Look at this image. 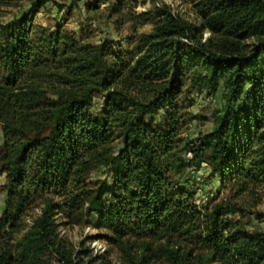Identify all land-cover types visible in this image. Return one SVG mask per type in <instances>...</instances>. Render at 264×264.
<instances>
[{"label":"trees","instance_id":"obj_1","mask_svg":"<svg viewBox=\"0 0 264 264\" xmlns=\"http://www.w3.org/2000/svg\"><path fill=\"white\" fill-rule=\"evenodd\" d=\"M75 14L120 37L67 33ZM203 93L219 106L195 132ZM0 131V264H264L244 222L264 200V0H0Z\"/></svg>","mask_w":264,"mask_h":264},{"label":"rangeland","instance_id":"obj_2","mask_svg":"<svg viewBox=\"0 0 264 264\" xmlns=\"http://www.w3.org/2000/svg\"><path fill=\"white\" fill-rule=\"evenodd\" d=\"M167 4H172L173 7H177L178 1H166ZM186 10L185 8H183ZM58 16L55 14V11L50 5L46 6L45 12L38 15L37 20L42 25H49L53 26V18ZM64 30L73 35H80L86 31H90L91 41L97 42L102 38L105 34L109 35L113 38L120 37L114 35L112 28L107 26L106 24H102L100 29H95L92 25L88 23H84L80 20L79 15L75 14L69 21H66L64 24ZM97 28V27H96ZM149 27H146L139 32H147ZM122 34H127V32H123ZM196 105L193 108V112L195 115L198 116V120L196 121L195 125V132L198 131H207L210 128V117L212 110L218 108L219 106V95L217 94L216 97L210 98L206 93L201 95H195ZM2 145V135L0 131V147ZM194 177L195 181V190H196V197L195 201L197 204H204L215 192L216 183L214 180L210 179L206 172L201 171L194 174H191ZM3 185V178H0V212L4 205V194L2 191ZM38 212V209L32 210L29 217L35 216ZM256 214H264V200L262 204L253 210L252 215H248L244 222H248L246 225L247 231H253L254 229L264 231V223H262L257 217ZM28 217V218H29ZM30 219H27V226L29 225ZM95 230L90 227L85 226H61L59 229L60 237L69 245L73 247H77L79 243H85V247L88 248L92 254H103L106 245L101 242H97L91 239V236L95 234ZM91 239V240H90ZM112 264H121L118 257L116 255H112L111 257Z\"/></svg>","mask_w":264,"mask_h":264}]
</instances>
